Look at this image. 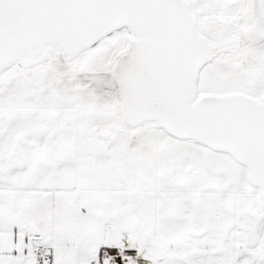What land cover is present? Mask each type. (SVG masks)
Returning a JSON list of instances; mask_svg holds the SVG:
<instances>
[{
  "label": "snow or ice",
  "instance_id": "6c2138e0",
  "mask_svg": "<svg viewBox=\"0 0 264 264\" xmlns=\"http://www.w3.org/2000/svg\"><path fill=\"white\" fill-rule=\"evenodd\" d=\"M0 264H264V0H0Z\"/></svg>",
  "mask_w": 264,
  "mask_h": 264
}]
</instances>
